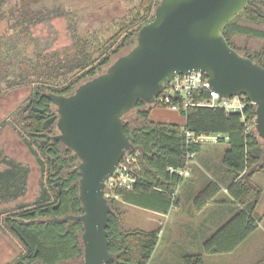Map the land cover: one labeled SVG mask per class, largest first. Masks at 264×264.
<instances>
[{"label":"trees","instance_id":"1","mask_svg":"<svg viewBox=\"0 0 264 264\" xmlns=\"http://www.w3.org/2000/svg\"><path fill=\"white\" fill-rule=\"evenodd\" d=\"M9 1L0 0V24L9 20L12 29L10 34L0 35V97L25 87L31 89V94L23 108L0 122V129L7 124L14 129L35 157L46 180L41 183L39 196L33 203L9 206L27 195L31 167L0 153L3 165L0 169V229L12 233L23 244L22 253L7 264H78L84 256L82 222L52 219L83 212L79 198L80 159L73 150L52 137L47 138L45 146L41 144L47 132L44 119L57 113L48 94L71 95L81 84L105 72L104 68L109 67L114 56L126 46L136 45L139 30L155 18L161 0H147L138 15L118 19L116 24L124 34L120 37L116 31L109 40H99L98 54L88 38L80 36L77 20L68 11L45 6L41 3L43 0H15L14 6H9ZM255 2L258 0L251 2L245 12L254 23H259L264 21V13L253 8ZM240 16L224 30L231 46L238 36L264 39L263 29L239 23ZM62 17L71 18H68V28L72 41L68 45L55 47L54 42L39 34L33 35L40 25L48 23L50 28L53 20ZM243 54L264 66V48L253 55ZM148 104L138 102L134 123L125 121L130 111L122 117L134 149L141 151L140 169L131 190L116 188L114 194L118 198L108 199L113 211L109 215L107 233L109 251L114 257L109 264H149L159 243L161 228L126 230L117 202L121 200L161 214H168L179 205L177 189L187 176L180 175L177 170H191L193 161L188 159V153L194 151L197 157L203 148V141L187 144L186 130L195 135H216L219 142L226 144L223 162L231 180L226 190L230 200L240 209L203 242L201 252L184 254L183 264H205V255L235 251L261 222V218L255 216L261 189L252 177L257 171H264V141L255 130L247 128L249 121L256 120V105L250 103L244 117L240 113H227L223 108L190 106L181 111L186 116V124L180 125L151 119L154 107H168L159 98L151 106ZM36 108L42 109L45 117ZM56 131L52 126L48 132L55 134ZM56 181H60L57 187ZM58 189H61V196L57 194ZM223 190L220 181L209 180L194 197L195 211L220 202L218 196ZM256 264H264V260Z\"/></svg>","mask_w":264,"mask_h":264},{"label":"water","instance_id":"2","mask_svg":"<svg viewBox=\"0 0 264 264\" xmlns=\"http://www.w3.org/2000/svg\"><path fill=\"white\" fill-rule=\"evenodd\" d=\"M252 1L161 0L155 18L139 30L136 45L105 72L71 95L48 94L57 114L44 121V128L56 122L59 134L53 138L80 159L83 212L52 219L82 222L84 257L78 264L113 260L107 233L113 209L105 195L106 180L134 149L122 117L139 101L153 104L176 76L201 72L222 97L244 95L256 105V132L264 141V66L241 54L224 35ZM36 110L45 117L42 109Z\"/></svg>","mask_w":264,"mask_h":264},{"label":"rangeland","instance_id":"3","mask_svg":"<svg viewBox=\"0 0 264 264\" xmlns=\"http://www.w3.org/2000/svg\"><path fill=\"white\" fill-rule=\"evenodd\" d=\"M147 0H43L42 4L48 7L56 6L60 10L68 11L73 14L75 22L77 24L78 33L84 38H88V42L94 47L95 53H99V40L104 42L110 39L116 31L120 34V37L124 34V30L120 29V25L116 24V21L126 15L128 19L133 15H138L143 11V6L147 4ZM9 6L15 5V0L8 2ZM261 12L264 13V1L262 4H257ZM254 8V7H253ZM139 12V13H138ZM67 18V19H66ZM62 17L53 20L49 28V24L45 23L38 27L33 35H40L42 38L48 39L54 42L55 47H62L68 45L71 41V32L68 28L69 17ZM69 18V19H68ZM238 22L246 24L255 28L264 30V21L254 23L249 13L244 12L238 18ZM134 25L130 24V27ZM11 22L9 20H3L0 24V35H7L12 32L10 29ZM14 34V31H13ZM119 38V37H117ZM116 38V39H117ZM240 49H244L247 53L253 55L256 52H260L264 48V39L248 36H238L232 40ZM131 45L126 46L118 55L112 58L113 63L118 57L129 52ZM264 61V58H263ZM104 68L103 71L107 69ZM31 89L29 87L16 89L8 92L6 95L0 97V122L9 119L11 113H16L26 104ZM147 106H151L148 104ZM137 117V109L131 110L125 121L135 122ZM13 118V117H12ZM151 119L154 121H161L167 123H177L180 125L186 124V116L178 110H173L170 107H154L151 112ZM57 129V126L55 124ZM59 134L58 130L54 135ZM226 144L219 142L217 136H210L203 139V148L193 162V165H199L201 169L206 173L208 178L218 179L221 175V171L226 170L224 167V153ZM4 153L8 156L14 157L25 163H28L31 167V175L29 179L28 193L25 197L18 199L15 202L9 203V206H14L18 203H33L39 196L41 183L46 180L43 176L40 166L38 165L35 157L29 152L24 145L21 138L17 135L14 129L7 124L0 129V153ZM3 165L0 163V169ZM228 175V174H227ZM189 178L186 179L188 181ZM228 180V179H225ZM224 178L220 180L222 185H228L231 181H225ZM252 181L256 183L261 189V198L259 204L255 210V216L261 218V228L257 230L245 245L239 250L231 254H216L208 255L209 264H256L264 260V171H257ZM218 197L220 199H227L226 193L222 192ZM234 207V214L239 210V206L234 203L220 201L219 204L211 207L209 210L221 211L222 215L226 217L232 211ZM1 208V205H0ZM117 208L123 212V227L128 229H151L157 226H161V232L165 236L170 234L183 235L184 229H180L178 232L167 227L168 218L166 216L154 215L153 211L144 209L135 205H130L121 200L117 202ZM154 219V220H152ZM174 223L177 225V221ZM23 244L19 238L12 233L6 231L2 232L0 229V264L10 263L13 259L22 253ZM202 251V246L193 252L198 253ZM171 264L178 261V256L175 254L167 255ZM161 257V253H158L156 259ZM215 258V259H214ZM218 258V259H216ZM155 259V260H156ZM181 264H183V256H181ZM217 260H220L219 263ZM155 264V261L152 263ZM180 264V262H179Z\"/></svg>","mask_w":264,"mask_h":264},{"label":"built area","instance_id":"4","mask_svg":"<svg viewBox=\"0 0 264 264\" xmlns=\"http://www.w3.org/2000/svg\"><path fill=\"white\" fill-rule=\"evenodd\" d=\"M163 104L173 110H187L190 106H206L214 108H223L227 113H240L246 116L245 111L250 102L244 95H235L232 97H222L217 90L212 89L208 77L201 72H191L188 75L176 76L171 82L165 85L163 91L158 97ZM248 130H255V122L249 121ZM257 133V132H256ZM216 135H195L186 130L185 137L187 144H193L203 141V139ZM218 139V136H217ZM140 149H131L122 157L116 170L106 180L105 195L109 199L113 196L116 188L131 190L137 182V172L140 169L139 157ZM196 153L190 151L188 159L194 161ZM174 172L175 169L170 168ZM182 176H189L190 168L177 170Z\"/></svg>","mask_w":264,"mask_h":264},{"label":"crops","instance_id":"5","mask_svg":"<svg viewBox=\"0 0 264 264\" xmlns=\"http://www.w3.org/2000/svg\"><path fill=\"white\" fill-rule=\"evenodd\" d=\"M187 178H189V180L184 181L183 184L179 187V189H177V192L179 194V205L173 207V209L168 214H161L153 211L154 215L159 214L161 216H166L169 219L167 223V227L170 228L171 226L173 231H177V232L180 229H184L185 233L183 235L170 234V236H165L164 234L165 232L162 233L160 231V240L152 255L149 264H152L154 261L155 264H171V262L168 261L169 260L167 256L168 254L177 255L178 261L175 263L179 264L180 262L181 264V260H182L181 256H183L186 253L193 252L196 249H199L203 245V242L208 237H210L215 231H217V229H219L224 223H226L234 215V207L232 211L229 213V215H226V217L225 215L224 216L222 215L221 211L209 210L211 209V207L219 204V202L212 203L206 206L200 212L195 211L193 204L194 197L197 194V192L200 189H202L206 185V183H208L209 180H211V178H208V176L201 169V167L195 164L191 168V173L189 176H187ZM217 178L218 179H214V180L220 181L221 179L224 178V180L228 179L230 181V177L229 175H227V172L225 170L224 171L222 170L221 175H219ZM228 180L225 181L227 182ZM226 187L227 185L224 186L223 192L226 193V195L228 196ZM218 200L223 201L224 199H220V197H218ZM226 200L234 205V202L230 200L229 196L227 199H225V201ZM261 217L264 218V213L262 214ZM173 219H175V221L178 222L177 225L174 223ZM261 224L262 222H260V226L257 230L261 228ZM158 228H161V226H157L145 230H153ZM257 230L253 234H251L235 251L239 250V248H242L245 245V243L248 241V239H250V237H252L255 233H257ZM235 251L227 254L234 255ZM158 253H161V257L156 259ZM208 257L210 256L205 255L204 257L205 264H209ZM217 261L219 263L220 260ZM232 264H234V262H232Z\"/></svg>","mask_w":264,"mask_h":264},{"label":"flooded vegetation","instance_id":"6","mask_svg":"<svg viewBox=\"0 0 264 264\" xmlns=\"http://www.w3.org/2000/svg\"><path fill=\"white\" fill-rule=\"evenodd\" d=\"M253 1H254V0H253ZM253 1H252V2H253ZM263 1H264V0H258V2H255V3H254V5H255V6H254V9L258 8L257 4H262ZM231 43H232V46H233V47H235L237 50L239 49L238 51H239L241 54L246 53V51H244V49H240V48H239V47H238L233 41H232ZM243 55H244V54H243ZM56 114H57V113H56ZM53 115H55V114H53ZM53 115H52V116H53ZM50 117H51V116H50ZM48 118H49V117H48ZM46 119H47V118H45L44 121H45ZM55 124H56V126H57V123H56V122H53V123L50 125V127L46 129V130H47V132L45 133V136H46V137L43 138V139H46V142H47V138H51V137L53 138V136H55L54 134H51V133L48 132L49 130H51L52 126H55ZM57 130H58V127H57ZM58 132H59V130H58ZM43 139H42V140H43ZM45 144H46V143H45ZM44 146H45V145H44ZM83 257H84V256H83ZM82 261H83V259H82ZM82 261H81V262H82Z\"/></svg>","mask_w":264,"mask_h":264}]
</instances>
